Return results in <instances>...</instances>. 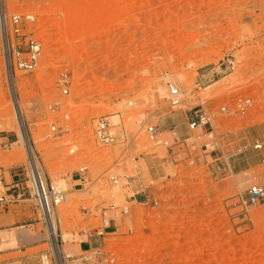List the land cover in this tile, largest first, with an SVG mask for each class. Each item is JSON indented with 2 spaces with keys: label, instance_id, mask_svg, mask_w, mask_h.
Listing matches in <instances>:
<instances>
[{
  "label": "rangeland",
  "instance_id": "1",
  "mask_svg": "<svg viewBox=\"0 0 264 264\" xmlns=\"http://www.w3.org/2000/svg\"><path fill=\"white\" fill-rule=\"evenodd\" d=\"M0 12L32 16L22 29L43 43L38 67L7 81L0 28V136L11 141L0 169L28 166L32 152L43 177L68 181L36 264H82L81 235L97 228L117 264H264V204L251 223L229 205L264 183L249 148L264 134V0H3ZM226 59L234 67L219 73ZM236 94L251 100L244 113L231 112ZM200 107L211 126L189 129ZM99 116L124 143L96 141ZM151 125L169 147L148 139Z\"/></svg>",
  "mask_w": 264,
  "mask_h": 264
},
{
  "label": "built area",
  "instance_id": "2",
  "mask_svg": "<svg viewBox=\"0 0 264 264\" xmlns=\"http://www.w3.org/2000/svg\"><path fill=\"white\" fill-rule=\"evenodd\" d=\"M23 18L25 20L33 19L30 15H22L17 12H13L9 16H7L5 12H2L0 17V22L4 31L2 37V58L5 76L7 71L10 75L11 71L31 72L38 67L43 43L39 40L40 38L22 29ZM233 67L234 61L232 59H226L219 64L217 70L219 73H225L233 69ZM60 81L64 82L65 80L61 78ZM61 93H67V89L63 87ZM166 99L168 105L172 109L181 104L180 90L171 82L166 84ZM250 105L251 100L249 98L236 94L232 100L231 112L244 113ZM219 110L222 113H230L227 106H221ZM211 121V115L206 112L204 108L200 107L191 112L188 127L189 129L200 128V130H203L206 126H211ZM50 130L52 133L56 132L54 126H51ZM146 132L150 141H158L159 144H163L165 147L170 146L167 140H158L161 132L155 125L148 126ZM169 133L174 136L173 139L176 138V131L174 129H170ZM93 136L96 141L103 146L121 144L126 140L122 132L114 134L110 130L109 122L107 118L103 116H99L94 120ZM249 148L256 151L261 161L264 162V134L255 138ZM75 173L79 181L84 182L86 166L79 167L75 170ZM24 177L27 183L25 189L28 190L35 201L44 228L49 229L57 206L66 199L65 190L59 186L53 185L50 180L43 177L38 167L32 166L29 162L28 166H26V174ZM111 180L113 184L117 183L116 178L112 177ZM230 201L231 203L229 205L236 209L234 214L239 219V222L251 223L252 216L250 211L264 204V183L259 181L250 182L244 189L233 194ZM8 202H10V199L0 194V204H6ZM98 234L103 235V230H100ZM79 261L82 264H117L114 255L108 254L102 256L99 246L93 247L91 251L83 254Z\"/></svg>",
  "mask_w": 264,
  "mask_h": 264
},
{
  "label": "crops",
  "instance_id": "3",
  "mask_svg": "<svg viewBox=\"0 0 264 264\" xmlns=\"http://www.w3.org/2000/svg\"><path fill=\"white\" fill-rule=\"evenodd\" d=\"M9 142L10 138L0 136V145L7 146ZM25 174L26 166L21 164L0 169V194L10 199L0 204V264H36L45 252L46 233L35 201L25 189ZM67 183L59 187L66 191ZM99 231L97 228L81 235L76 251L80 256L97 247V238L102 236Z\"/></svg>",
  "mask_w": 264,
  "mask_h": 264
},
{
  "label": "bare ground",
  "instance_id": "4",
  "mask_svg": "<svg viewBox=\"0 0 264 264\" xmlns=\"http://www.w3.org/2000/svg\"><path fill=\"white\" fill-rule=\"evenodd\" d=\"M1 2L3 3V0H0V5H1ZM1 15H2V12H0V17H1ZM0 28H1V34H2V37H3V26H2V24H1V22H0ZM40 41H42V39H39ZM6 78H7V81L9 80V78H10V75H9V73H8V71L6 72ZM9 83V82H8ZM15 112V111H14ZM16 117L19 119V115H18V112H17V110H16ZM28 159H30L29 160V163L32 165V166H36V167H38L37 166V164H36V162H34L35 161V157H34V155H33V153L31 152L29 155H28ZM55 214H56V212H55ZM55 214H54V216H53V218H52V220H51V226L49 227V229H47V231H48V234H49V236H55V233H56V230H55ZM60 220V219H59ZM213 234V233H212ZM63 239V238H62Z\"/></svg>",
  "mask_w": 264,
  "mask_h": 264
},
{
  "label": "water",
  "instance_id": "5",
  "mask_svg": "<svg viewBox=\"0 0 264 264\" xmlns=\"http://www.w3.org/2000/svg\"><path fill=\"white\" fill-rule=\"evenodd\" d=\"M19 121H20V119H19ZM22 134V136H23V139H24V135H23V133H21Z\"/></svg>",
  "mask_w": 264,
  "mask_h": 264
}]
</instances>
